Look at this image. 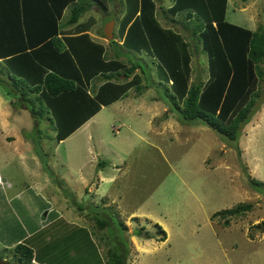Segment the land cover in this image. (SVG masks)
<instances>
[{"label": "rangeland", "instance_id": "374dc122", "mask_svg": "<svg viewBox=\"0 0 264 264\" xmlns=\"http://www.w3.org/2000/svg\"><path fill=\"white\" fill-rule=\"evenodd\" d=\"M122 1L108 0L104 8L87 5L74 28L88 29L89 39L102 46L103 61L118 53L117 58L129 59L125 65L140 60L147 80L138 67L126 78L123 72L114 74L112 81L130 83L126 94L103 104L58 142L46 118L34 124L26 108L13 109L5 101L0 106V257L13 261L12 245L32 235L27 240L33 257L43 264H105L107 230L96 224L90 207L99 204L125 224L128 264H264V74L254 88L251 107L258 103V108L241 126L236 147L205 124L178 121L162 99V86L154 84V57L145 51L122 54L102 34L113 20L116 37ZM153 2L154 17L188 41L189 81H203L206 55L199 41L186 36L177 22L181 14H174L172 22L162 12L171 0ZM263 5L264 0H227L225 19L254 28L264 19ZM92 48L96 53L97 47ZM82 54L81 49L76 57ZM100 79L92 77L90 83L96 86ZM137 83L144 86L136 95ZM99 158L107 162L96 168ZM246 172L263 191L248 185ZM52 173L73 191L74 201ZM236 203L250 206L240 214L221 215ZM156 224L164 230L162 240L131 233L143 225L160 235ZM64 231L71 237L62 242ZM66 249L78 251L65 254Z\"/></svg>", "mask_w": 264, "mask_h": 264}, {"label": "trees", "instance_id": "16d2710c", "mask_svg": "<svg viewBox=\"0 0 264 264\" xmlns=\"http://www.w3.org/2000/svg\"><path fill=\"white\" fill-rule=\"evenodd\" d=\"M107 1L0 0V87L11 95L10 106L13 109L26 108L34 124L46 118L55 142L75 130L101 104H108L126 94L130 83L112 81L114 74L123 72V78H126L138 67L142 74L145 73V80L148 78L140 60H132L125 65L124 61L129 59L117 58L118 53L103 61L101 44L94 43L84 33L57 36L58 19L68 4L67 21L74 22L87 5L89 7L94 3L104 8ZM226 1L171 0L167 7L162 8L172 22H175L174 14H181L177 22L188 32L186 36L199 41L206 55L207 77L203 81H189L188 41L178 31L165 28L154 17L153 0H123L125 5L118 17L117 35L109 40L118 45V52L122 54L132 56L145 51L148 56L154 57L158 78L154 84L162 86V99L178 121L205 124L219 138L233 142L236 147L241 126L258 108V103L254 107L251 105L255 100L257 80L264 74V65L261 66V62L264 64V19L254 28L229 22L225 19ZM262 10L264 16V5ZM92 45L97 47L96 53ZM26 48H32L33 52H24ZM89 48L92 52L85 51ZM81 49L83 54L77 58ZM92 77H100L101 82L93 86L90 83ZM135 79L139 80L137 74ZM143 86L138 83L134 86L136 95ZM106 162L99 158L95 166L98 168ZM243 168L245 170L244 165ZM245 174L248 185L258 192L263 191L258 179L247 172ZM51 178L62 193L74 201L73 191L63 179L53 173ZM75 204L82 208L80 201H75ZM249 206L247 203H236L223 209L221 215L240 214ZM90 207L93 208L91 216L96 224L107 230L110 244L105 246V264H128L125 224L99 204ZM260 224L264 225V220ZM260 224L258 228H261ZM156 226L160 235L144 229L143 225L133 228L131 233L162 240L164 230ZM30 236L12 245L15 263L33 264L30 261L34 255L32 244L28 241ZM70 237L69 231L60 233L62 242ZM69 250L72 252L73 249ZM69 250L66 249L65 254Z\"/></svg>", "mask_w": 264, "mask_h": 264}, {"label": "crops", "instance_id": "0c3cea01", "mask_svg": "<svg viewBox=\"0 0 264 264\" xmlns=\"http://www.w3.org/2000/svg\"><path fill=\"white\" fill-rule=\"evenodd\" d=\"M64 10V9H63ZM62 15H63V11L61 12V15H60V17H59V19H58V23H59V28H58V33H57V36H59V37H63V36H65V35H70V36H75V35H79V34H81V33H84L85 35H86V37L87 38H89V36H90V32L88 31V29H84V28H77V29H75L74 28V26L77 24V22L79 23V22H81V21H78V20H75L74 22H68L67 21V17L66 18H62ZM77 19H79V18H77ZM61 22V23H60ZM81 24V23H80ZM69 25V26H68ZM79 26V25H78ZM77 26V27H78ZM254 27V26H253ZM80 29V30H79ZM88 34V35H87ZM106 48V47H105ZM24 52H33V49L32 48H26V50H24ZM2 58H0V60H1ZM2 61H4V60H2ZM101 82V79H100V81L96 84V86L99 84ZM10 95V94H9ZM11 98V95L8 97V93H6L3 89H2V87H0V99H1V103H0V106L2 105V104H4V102L3 101H5V102H7L8 103V101H9V99ZM2 107H3V105H2ZM100 107H102V104L100 105ZM100 107H99V109H100ZM98 109V110H99ZM94 114V113H93ZM9 115H10V113H9ZM92 116V115H91ZM90 117V116H89ZM88 117V118H89ZM87 118V119H88ZM86 119V120H87ZM83 123V122H82ZM81 123V124H82ZM80 124V125H81ZM79 125V126H80ZM38 188H40V186H38ZM47 211V210H46ZM45 215H46V212H45ZM44 218V217H43ZM42 218V219H43ZM41 226H42V224H41ZM24 239V238H23ZM22 239V240H23ZM43 264V263H42Z\"/></svg>", "mask_w": 264, "mask_h": 264}, {"label": "water", "instance_id": "95a60500", "mask_svg": "<svg viewBox=\"0 0 264 264\" xmlns=\"http://www.w3.org/2000/svg\"><path fill=\"white\" fill-rule=\"evenodd\" d=\"M112 23H113V20H110L103 27V34H104V38L106 40L112 39V36H113V31L111 29ZM2 180H4V178ZM0 264H17V263H15L14 261H9L7 259H4V258L0 257Z\"/></svg>", "mask_w": 264, "mask_h": 264}, {"label": "clouds", "instance_id": "9594fccd", "mask_svg": "<svg viewBox=\"0 0 264 264\" xmlns=\"http://www.w3.org/2000/svg\"><path fill=\"white\" fill-rule=\"evenodd\" d=\"M103 35H104V34H103ZM247 122H248V121H247ZM2 258H3V257H2ZM34 258H35V257L31 258V260H30L31 263H33V264H42V263H44V261H39V260H37V259L35 260ZM4 259H5V258H4Z\"/></svg>", "mask_w": 264, "mask_h": 264}]
</instances>
